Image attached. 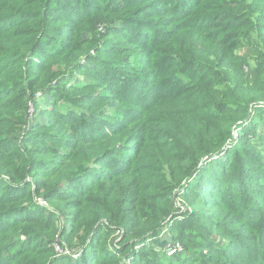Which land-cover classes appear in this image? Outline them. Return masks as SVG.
I'll return each instance as SVG.
<instances>
[{
  "label": "trees",
  "instance_id": "trees-1",
  "mask_svg": "<svg viewBox=\"0 0 264 264\" xmlns=\"http://www.w3.org/2000/svg\"><path fill=\"white\" fill-rule=\"evenodd\" d=\"M260 127L264 0H0V264H264Z\"/></svg>",
  "mask_w": 264,
  "mask_h": 264
},
{
  "label": "rangeland",
  "instance_id": "rangeland-1",
  "mask_svg": "<svg viewBox=\"0 0 264 264\" xmlns=\"http://www.w3.org/2000/svg\"><path fill=\"white\" fill-rule=\"evenodd\" d=\"M118 27H121L122 26V23L121 22H118ZM96 33L98 36H104L106 34V30L103 29V28H96ZM242 54H245V55H249L251 54V50L249 49H245L241 52ZM95 56V52H91L90 55L88 56V58H83L80 62V65L81 67L79 68V70H77V74H74L73 76L69 77L68 80H67V85L68 87L72 86V85H78V84H86L87 83V79H88V74L87 72L89 70H91L94 66L93 64V61H91V58H93ZM38 99L41 100L40 104L39 105H44L45 104V101H50V96L49 95H45L43 96V92H40L39 95H38ZM30 117H31V121H30V126H32L34 123H41L43 121H45V119L38 114V112H35L34 109L31 110L30 112ZM28 130V129H27ZM260 131H263L264 132V127H260L259 128ZM37 204H40L41 206L45 207L46 204L44 202H42V199H38L36 200ZM176 203H177V207H180L183 211L181 213H183L185 210H187L184 206H183V203L180 199L176 200ZM165 236L168 238L169 240V235H168V232L166 231L165 232ZM118 237V235L116 234L113 238V240H117L116 238ZM150 242V240H148V243ZM176 245H180L178 243H175L173 245H167L165 246V248L163 247V249L161 250L164 254V256L166 258H172L174 257L175 255L178 254V252L173 255L171 253H169L168 251V248L172 247V246H176ZM181 247V245H180ZM181 250H182V247H181ZM75 254H71L69 252H64L62 254H60V256L62 257H68V259L70 261H76V256H74ZM80 259V258H79ZM78 259V260H79ZM123 264H127L128 263V260L126 258H123Z\"/></svg>",
  "mask_w": 264,
  "mask_h": 264
},
{
  "label": "built area",
  "instance_id": "built-area-1",
  "mask_svg": "<svg viewBox=\"0 0 264 264\" xmlns=\"http://www.w3.org/2000/svg\"><path fill=\"white\" fill-rule=\"evenodd\" d=\"M168 250H169L168 251L169 253L175 255L177 252H179L181 250V247H180V245H176V246H172V247L168 248ZM59 253H61V252L59 251ZM78 255H79V253H76L74 256L77 257ZM128 263H129V261H128Z\"/></svg>",
  "mask_w": 264,
  "mask_h": 264
}]
</instances>
